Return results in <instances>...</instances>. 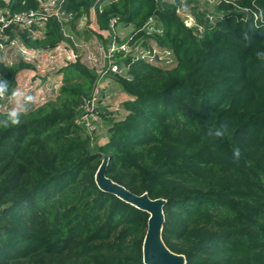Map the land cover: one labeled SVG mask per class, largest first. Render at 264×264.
<instances>
[{"label":"trees","instance_id":"16d2710c","mask_svg":"<svg viewBox=\"0 0 264 264\" xmlns=\"http://www.w3.org/2000/svg\"><path fill=\"white\" fill-rule=\"evenodd\" d=\"M39 5L0 0L11 12ZM183 5L64 0L71 30L94 9L100 29L117 17L135 27L131 46L171 50L175 64L119 55L126 115L111 119L108 141L94 148L78 116L97 75L80 59L57 71L56 96L0 110V264H145L150 215L99 188L104 156L114 181L166 199L162 236L186 264H264V0L219 2L214 23L195 11L203 31L186 24ZM21 37L32 48L65 38L56 18L44 37ZM20 67L0 63L8 95Z\"/></svg>","mask_w":264,"mask_h":264},{"label":"rangeland","instance_id":"374dc122","mask_svg":"<svg viewBox=\"0 0 264 264\" xmlns=\"http://www.w3.org/2000/svg\"><path fill=\"white\" fill-rule=\"evenodd\" d=\"M185 9L183 10V18L188 24L194 23L195 11L200 12L205 4V0H183ZM196 16V15H195ZM157 28L156 23L151 24V30ZM135 27L118 23L112 29H100L97 21L96 12L92 9L89 14L84 15L76 24V30L66 27V35L60 47L54 51L55 59L47 60L41 54L24 55L18 46H8L3 50L0 48V63H15L21 65L18 72V88H16L17 98L14 99L9 110H28L35 106L36 95L51 92L52 89H46L48 83L52 86L57 80L58 69L67 62L73 61L72 50H77L82 56L86 53L88 47L95 48L100 43L108 44L110 41H127L134 33ZM21 38V35L17 36ZM17 38V39H18ZM74 42H73V40ZM141 46V45H140ZM36 55L34 58L30 55ZM41 55V56H40ZM40 56V57H39ZM39 57V58H38ZM123 74H125L123 72ZM28 86L32 88L26 93ZM25 88V90H24ZM99 102L95 104V112L87 114L84 110L79 113V120L82 123L84 136L89 141L90 147L94 148L98 145L106 143L109 139V129L111 127V119L123 118L126 114L120 111L122 102L125 101L126 92L121 88L118 81L114 78H108L99 88ZM21 96V97H20ZM2 108V109H7ZM113 110V111H110ZM87 111V110H86ZM100 111V113H99ZM91 112V111H90ZM93 112V111H92ZM108 112H113L111 115ZM124 113V114H123ZM107 117H105V115ZM93 117H92V116ZM104 115V116H102ZM94 127V129H92Z\"/></svg>","mask_w":264,"mask_h":264},{"label":"built area","instance_id":"2783aa9c","mask_svg":"<svg viewBox=\"0 0 264 264\" xmlns=\"http://www.w3.org/2000/svg\"><path fill=\"white\" fill-rule=\"evenodd\" d=\"M9 2V0H6ZM40 5L37 8H29L27 10L19 11V12H11L9 9H1L0 10V48L3 50L4 48H8V46H18L21 55L24 59V55H29L28 52H32L33 54H42L47 60L55 59L57 61L56 55H53L54 51L61 46L64 40H62L55 48H32L26 45L23 41L22 37L18 38V35H23L25 33L33 39L44 37L45 28L48 20L50 18H56L61 24L66 35V27H69L70 18L66 15V12L63 10L64 0H38ZM226 1L232 2V0H205L206 6L202 8V12L204 13V22L205 23H214L216 16L213 12L216 4L219 2ZM184 2V1H183ZM185 3L182 7L178 9V13L183 18V10L185 9ZM238 6V5H237ZM239 7V6H238ZM245 12H249V8L242 9ZM262 13L254 12L255 18L258 19ZM184 19V18H183ZM188 26H197L200 31H203L204 26L199 24L197 17L194 14V23L188 24L186 19H184ZM118 18L112 17L110 19V28L112 29L114 26L118 24ZM134 34V33H133ZM133 34L127 41H110L108 44L100 43L95 48L88 47L86 49V53L83 56L78 53L77 50H72V60L71 62H75L80 59L83 63H85L90 69H92L96 75V86L93 93L89 97H85L83 99L82 104L80 105L81 111L84 110L86 115L93 114L95 111V104L99 102V88L102 86L104 81L108 78H114L115 75H125L126 68L124 63L120 60L119 55L123 53V55H133L136 57H141L144 59H148L152 62H156L158 64H165L167 66H173L175 64V58L173 57V53L171 50L160 49L158 47H154L153 52L149 49H145L140 45L135 47L131 46L129 43ZM18 38V39H17ZM72 39V38H71ZM73 40V39H72ZM74 42V40H73ZM30 53L31 56L37 58L36 55ZM41 56V55H40ZM39 56V57H40ZM38 57V58H39ZM53 61V62H55ZM69 62L64 64L67 65ZM7 65H12L14 63H4ZM61 66L60 68H62ZM59 68V69H60ZM58 69V70H59ZM123 72L125 74H123ZM57 80L51 86L49 83L46 89H52L51 92H47L44 94L36 95L35 106L46 102L49 98L56 96L60 85L62 83L61 76L58 75ZM1 80V73H0ZM18 88V81H17ZM32 88V86H28L26 93ZM25 90V88H24ZM16 90L14 95H8L5 91L0 89V110L1 111H11L8 108L12 105L15 98H17ZM21 97V96H20ZM8 106V108H7ZM34 106V107H35ZM7 108V109H2ZM87 110V111H86ZM121 110V108H119ZM91 111V112H90ZM93 111V112H92ZM113 111V110H110ZM100 113V111H99ZM110 115L113 112H108ZM108 114L105 115L107 117ZM92 116V115H91ZM104 116V115H102ZM93 117V116H92ZM79 124L82 125L78 118ZM94 129V127H92Z\"/></svg>","mask_w":264,"mask_h":264},{"label":"water","instance_id":"95a60500","mask_svg":"<svg viewBox=\"0 0 264 264\" xmlns=\"http://www.w3.org/2000/svg\"><path fill=\"white\" fill-rule=\"evenodd\" d=\"M108 157L104 156L95 180L99 188L112 193L127 203L149 213L148 229L143 241L145 264H186V256L172 251L164 242L162 232L165 222L166 199L151 198L148 193L136 194L107 175Z\"/></svg>","mask_w":264,"mask_h":264},{"label":"crops","instance_id":"0c3cea01","mask_svg":"<svg viewBox=\"0 0 264 264\" xmlns=\"http://www.w3.org/2000/svg\"><path fill=\"white\" fill-rule=\"evenodd\" d=\"M130 98V95L128 94V93H126V98H125V100H127V99H129ZM120 111H122V109L120 110ZM124 112V111H123ZM124 114V113H123Z\"/></svg>","mask_w":264,"mask_h":264}]
</instances>
